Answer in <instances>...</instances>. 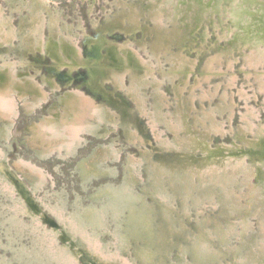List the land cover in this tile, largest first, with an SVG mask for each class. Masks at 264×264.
<instances>
[{"label": "water", "instance_id": "95a60500", "mask_svg": "<svg viewBox=\"0 0 264 264\" xmlns=\"http://www.w3.org/2000/svg\"><path fill=\"white\" fill-rule=\"evenodd\" d=\"M0 264H264V0H0Z\"/></svg>", "mask_w": 264, "mask_h": 264}]
</instances>
